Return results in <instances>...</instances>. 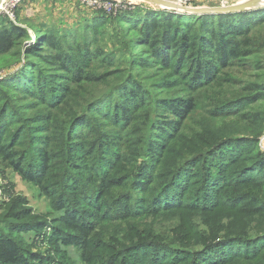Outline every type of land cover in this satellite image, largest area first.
I'll list each match as a JSON object with an SVG mask.
<instances>
[{
  "label": "trees",
  "instance_id": "16d2710c",
  "mask_svg": "<svg viewBox=\"0 0 264 264\" xmlns=\"http://www.w3.org/2000/svg\"><path fill=\"white\" fill-rule=\"evenodd\" d=\"M176 13L139 5L116 15L99 11L72 30L34 26L27 21L35 28L33 35L28 28L0 16V75L9 71L0 78V139L9 136L7 143L0 145V154L19 175L37 185L58 175L63 187L56 188L52 197L61 213L60 228L52 243L88 249L100 243L98 223L106 217L94 201L110 189L102 181L100 166L112 159L110 156L115 157L122 142L112 130L105 129L114 125L109 124L113 114L124 123L142 112L143 116H134L131 124L118 125L145 137L141 155H147L148 160L133 162L125 171V190L108 215L138 221L171 210L176 220L177 210H182V218L183 212L188 215L185 211L197 215L216 211L224 204L250 203L259 209L251 228L256 237H248L251 231L245 227L242 235L214 238L194 254L173 246L172 241H165L168 245L161 239L140 240L132 248L109 254L113 264H170L184 258L191 264L213 260V264H220L234 256L245 264H264V209L260 207L264 206V154L259 149L261 132L256 133L264 126V64L255 54L253 48L260 46L252 35L264 24V9ZM109 31L118 40L112 54L96 42ZM97 61L110 66L126 61L127 66L100 74L94 71ZM15 68L18 71H12ZM233 68L258 70L260 74L253 75L254 81L237 79L229 71ZM111 77L112 82L106 81ZM86 84L105 85L107 89L96 95L92 90L87 114L73 115L66 124L64 110L59 107L68 104L73 86ZM200 99L214 109L212 114L219 112L222 127L228 119L241 117V123L247 125L246 134L225 135L215 142L206 138L201 151L191 155L190 163L175 165L162 179L163 173L158 175L157 171L163 163L157 164V156L167 140L175 139L191 121ZM153 104L155 109L149 115ZM81 141L87 146H80ZM13 145L20 150H14ZM87 152L95 156L88 164L91 172L85 173L78 165L87 166ZM55 153L64 157L65 161L58 160L62 166L52 164ZM54 167L59 172H53ZM185 177H190L188 183ZM47 185L43 188L48 192ZM249 188L259 191L254 203ZM185 193L191 196L184 199ZM20 216L14 214L17 220ZM6 230L0 229V264H44L41 256L26 250L23 242L13 237V227Z\"/></svg>",
  "mask_w": 264,
  "mask_h": 264
},
{
  "label": "rangeland",
  "instance_id": "374dc122",
  "mask_svg": "<svg viewBox=\"0 0 264 264\" xmlns=\"http://www.w3.org/2000/svg\"><path fill=\"white\" fill-rule=\"evenodd\" d=\"M6 0H2L4 4ZM208 1V2H207ZM249 0H233L229 3H225V0H194L191 7L193 8H215L230 6L240 2H245ZM264 1V0H263ZM6 2H9L7 0ZM40 0H22L16 8L14 22L22 25L25 28L29 29V32L33 35L34 29L31 28L27 23V16L23 15L19 17L20 8L25 5L28 7L37 8L39 6ZM49 4L42 2L41 9H45L46 13L41 11L35 12L39 15L34 18V26H40L41 24H47L55 26L60 30H72L78 29L80 25L84 22L82 20H77L73 25L71 24H61L55 20V11H58L55 8H49ZM148 4V3H147ZM2 6V5H1ZM139 6H152L155 9H161L157 5H146V2H140ZM3 7V6H2ZM151 8V7H150ZM257 9V10H262ZM1 11V8H0ZM48 12V13H47ZM176 12V11H174ZM4 15V14H3ZM0 13V16L3 17ZM22 15V12H21ZM83 16L90 20L93 19L96 14L84 13ZM26 17V18H24ZM112 31H109L108 35H101L100 39H97V44L102 46V48L112 54L118 48V40L112 38ZM254 39L258 42L260 47H254L256 50L255 54L258 57V60L264 64V24L258 27L252 33ZM252 37V39H253ZM242 40V39H238ZM33 44V42H32ZM126 61L122 63H114L110 66L109 63L105 61H97L94 71L96 73H106L114 69L126 67ZM12 71H18V68L13 69ZM233 72L234 78L252 80L255 78L253 75L260 73L258 70L253 71H244L243 69L233 68L229 70ZM9 71H7L8 73ZM0 75V78L3 79L9 75ZM11 74V73H10ZM106 79V78H105ZM258 80V78H257ZM106 81L112 82L113 79L107 78ZM74 90L72 94L68 97V104L66 106L59 107L61 110H64L65 117L63 121H68L71 116L80 113V115H86L88 112L87 102L91 97L92 90L96 94H99L102 91H105L107 87L105 85L95 86L86 84V86H73ZM201 92H198V95L201 96ZM93 95V96H94ZM99 99L98 101H100ZM95 101L91 103L90 106L95 104ZM198 111H195L191 116V121L188 124H185V127L182 132L176 133L175 139L167 140L165 145L162 147V152L158 157L157 164L163 163V167H160L157 171V174L163 173V178L165 179L166 175L172 171L175 165L183 166L190 163L191 155L197 154L201 151V147L204 146V141L206 138L212 140L213 142L216 139L221 138L225 135H240L246 134L244 131L247 128V125L241 123V117L235 119H228L225 126L222 127L221 121L217 116H220L219 112L216 111L215 114H212L213 108L206 105V102L202 99L198 100ZM260 104V103H259ZM261 105V104H260ZM264 107V104L261 105ZM245 110H249L246 105H244ZM105 112H108L107 107H102ZM155 109V105L151 106V113ZM231 110V109H228ZM225 113H228L227 110ZM36 114V113H30ZM144 113L138 112L137 115H132V118L126 120L124 123H119L117 115L113 114V117L109 124L108 129L112 130L116 135L121 139V145L116 151V155L110 156L108 161H103L100 166V174L102 176V181H104L110 189L102 194H99L95 197L94 201L99 205L100 208H103L102 211L105 212L106 217L98 223L100 228L98 233V239L100 243L94 247L81 248L77 246H65L64 244H59L55 246L53 241V236L60 228L59 221L61 213L55 209L54 199L52 197V192L58 187H63L62 181L58 178V175L51 177L47 182L42 185H37L36 183L25 180L21 175H19L11 166L10 160L3 159L0 154V229L6 230V227H13L16 231L13 233V237L17 240H21L24 244V248L31 252L32 254H37L42 257L44 264H113L109 254L112 252L121 249L122 252L125 248H132L133 243L137 241H144L148 243L150 239H161L165 244H168L165 241H172L175 243L173 246H181L182 248L189 249L192 254L195 252H201L204 244L215 238V241L223 238L224 236L229 235V239H234L235 235H242L245 227L250 228L251 232H247V236L251 239L256 237L255 232L251 230L254 223L253 219H257V215L254 213L259 210L257 209L258 205H251L250 203H234L233 207L227 204H224V207L216 211H204L197 215H194L188 211L187 217L184 216L182 210L176 211V220L173 219V211L169 210L162 212L159 215H146L138 221H123L116 217L113 214H109V211L112 208H115L114 205L119 202L120 195L123 194V186L127 184L128 174L125 171L135 162L134 164H139L140 162H146L148 160L147 155H141V150L145 142V137L141 133L131 132L124 128V125L118 124H131L133 117H141ZM27 116H30L29 114ZM215 117V119H213ZM233 117V116H232ZM66 121V124H67ZM72 121V120H71ZM70 121V123H71ZM60 121H57L58 124ZM69 123V124H70ZM55 124V122L53 123ZM64 124V123H62ZM139 124V123H136ZM143 124V123H141ZM60 126V124H59ZM261 132V133H260ZM201 133L203 135H201ZM256 133L259 135V149L264 154V126L261 129H257ZM9 140V136H5L3 139H0V145L3 142ZM59 146V144H58ZM80 146H87V142L81 141ZM14 150H20L15 145L12 146ZM50 148V147H49ZM137 152V153H136ZM83 153H80L82 155ZM95 154L86 153L85 161L88 162L86 167H80L82 170H85V173L92 169H88L90 166L88 164L92 163V159ZM64 158V157H63ZM60 155L55 153L52 156V164L56 163V166H62V162L58 160H63ZM134 166V165H133ZM87 168V169H85ZM93 168V167H91ZM72 171V170H71ZM53 172H59V170L54 167ZM155 174L154 172H152ZM190 177H185L184 181L188 183ZM48 184V185H47ZM47 185V190H44L43 186ZM248 192L253 197V203L255 198L258 196L259 191L257 189L249 188ZM51 194V195H50ZM189 195L185 193L184 199ZM263 200L264 198L261 197ZM263 210L264 206H260ZM235 208V209H234ZM14 214H20V219H15ZM103 222V223H102ZM102 223V224H101ZM42 224L45 226H40ZM119 243V244H118ZM182 246L181 244H188ZM55 246H53V245ZM169 245V244H168ZM125 246V247H124ZM172 246V245H170ZM58 247V248H56ZM143 248L142 246H138ZM149 252L153 249H148ZM119 257H117L118 259ZM116 259V260H117ZM164 260V258H163ZM115 261V260H114ZM162 262V261H161ZM216 260H213L211 263H200V264H213ZM219 263V262H218ZM33 264H40L34 262ZM117 264H122V261H119ZM170 264H191L189 259H177L175 262ZM220 264H245L243 260L237 259L235 256L227 261H222Z\"/></svg>",
  "mask_w": 264,
  "mask_h": 264
},
{
  "label": "built area",
  "instance_id": "2783aa9c",
  "mask_svg": "<svg viewBox=\"0 0 264 264\" xmlns=\"http://www.w3.org/2000/svg\"><path fill=\"white\" fill-rule=\"evenodd\" d=\"M7 1V0H6ZM4 2L1 6L0 13L7 16L11 20L15 19V11L13 9L18 6L22 0H9ZM80 4L84 9L92 12H104L108 15H116L119 12L134 9L140 4V0H74ZM169 4L183 7H191L194 0H165ZM233 0H225V3H229Z\"/></svg>",
  "mask_w": 264,
  "mask_h": 264
},
{
  "label": "crops",
  "instance_id": "0c3cea01",
  "mask_svg": "<svg viewBox=\"0 0 264 264\" xmlns=\"http://www.w3.org/2000/svg\"><path fill=\"white\" fill-rule=\"evenodd\" d=\"M38 1V0H37ZM41 2H39V6L35 9L32 6L28 7V5H23L19 10V17H22L23 15L27 16L24 17L26 18L27 21H31L34 22V18L33 17H37L39 14L35 12L37 11H41L46 13L45 9H41L42 6L45 5V3H53V4H49L48 7V11L49 8H55L58 11H55V20H57L58 23L61 24H71L73 25L74 22H76L77 20H82L84 21L86 18L83 16L84 13H91L94 15V12L89 11L87 9H84L80 4L76 3L74 0H40ZM42 2L44 5H42ZM208 2V1H207ZM146 5H151V4H147ZM147 7H151V9H155L152 6H147ZM22 12V15H21ZM48 13V12H47Z\"/></svg>",
  "mask_w": 264,
  "mask_h": 264
},
{
  "label": "water",
  "instance_id": "95a60500",
  "mask_svg": "<svg viewBox=\"0 0 264 264\" xmlns=\"http://www.w3.org/2000/svg\"><path fill=\"white\" fill-rule=\"evenodd\" d=\"M141 2H146L151 5H157V7H161L160 10H169L176 11L177 13H186V14H217V13H233V12H241L248 10H257L264 8L263 0H249L245 2H240L230 6L223 7H215V8H193V7H183L176 6L173 4L167 3L165 0H140ZM2 0H0V3Z\"/></svg>",
  "mask_w": 264,
  "mask_h": 264
},
{
  "label": "bare ground",
  "instance_id": "6f19581e",
  "mask_svg": "<svg viewBox=\"0 0 264 264\" xmlns=\"http://www.w3.org/2000/svg\"><path fill=\"white\" fill-rule=\"evenodd\" d=\"M1 5H2V2L0 3V8H1ZM176 14H178V13H176Z\"/></svg>",
  "mask_w": 264,
  "mask_h": 264
}]
</instances>
